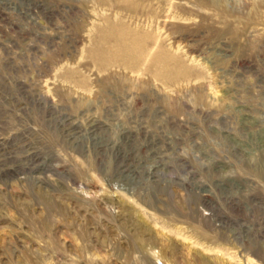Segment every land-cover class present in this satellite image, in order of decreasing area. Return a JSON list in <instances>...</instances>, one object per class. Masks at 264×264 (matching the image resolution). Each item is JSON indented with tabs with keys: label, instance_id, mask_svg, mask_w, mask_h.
<instances>
[{
	"label": "rangeland",
	"instance_id": "374dc122",
	"mask_svg": "<svg viewBox=\"0 0 264 264\" xmlns=\"http://www.w3.org/2000/svg\"><path fill=\"white\" fill-rule=\"evenodd\" d=\"M0 264H264V0H0Z\"/></svg>",
	"mask_w": 264,
	"mask_h": 264
}]
</instances>
